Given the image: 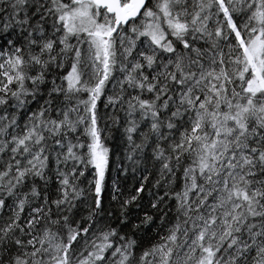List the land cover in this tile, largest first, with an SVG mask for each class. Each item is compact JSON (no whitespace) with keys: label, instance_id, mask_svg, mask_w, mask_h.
Returning a JSON list of instances; mask_svg holds the SVG:
<instances>
[{"label":"snow or ice","instance_id":"obj_1","mask_svg":"<svg viewBox=\"0 0 264 264\" xmlns=\"http://www.w3.org/2000/svg\"><path fill=\"white\" fill-rule=\"evenodd\" d=\"M0 264H264V0H0Z\"/></svg>","mask_w":264,"mask_h":264},{"label":"trees","instance_id":"obj_2","mask_svg":"<svg viewBox=\"0 0 264 264\" xmlns=\"http://www.w3.org/2000/svg\"><path fill=\"white\" fill-rule=\"evenodd\" d=\"M134 183H135V181H130L129 186H131V184H134Z\"/></svg>","mask_w":264,"mask_h":264}]
</instances>
